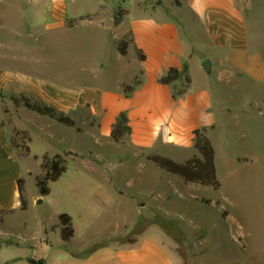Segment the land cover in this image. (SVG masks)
Segmentation results:
<instances>
[{
	"label": "rangeland",
	"instance_id": "374dc122",
	"mask_svg": "<svg viewBox=\"0 0 264 264\" xmlns=\"http://www.w3.org/2000/svg\"><path fill=\"white\" fill-rule=\"evenodd\" d=\"M262 2L253 1L256 5ZM136 3L68 0L69 17L80 23L77 28H68L51 16L50 1L0 0V69L8 75L14 73L22 82L30 80L38 89L26 94L35 98L46 90L59 102L65 97L78 103L89 96L100 99L106 92L119 93L120 82L130 80L136 65H128L124 72L114 65L102 66L104 61H116L119 52L113 35L124 30H108L113 14L101 6L124 4L134 10ZM99 13L103 24L98 21ZM133 58L132 51L127 60ZM214 79L215 74L205 71L197 76L200 84L206 80L213 83ZM252 91L256 97L264 93V89L247 93ZM21 94L25 93L0 92V118L22 157L20 176L25 179L30 207L2 217L0 214V264H23L38 255L48 258L52 252L76 251L61 241L60 232L52 227L60 213L78 211L86 215V221L78 224L74 244L85 249L125 238L146 220L151 223L143 232L151 228L152 232L170 235L189 253L191 264H264L263 119L254 130L255 123H247L249 117L239 113L238 105L232 106L237 125L228 137L224 115L216 112L218 125L210 136L222 186L214 189L186 182L153 162L134 161L123 144L99 142L91 125L94 106H59L77 121L82 129L78 131L28 110ZM226 100L216 94L215 108ZM261 108L264 110V105ZM21 128L29 132L33 142L29 143V135L19 134ZM259 134L262 140H258ZM69 148L81 155L69 157L68 170L58 181L50 180L51 164L43 167V161L34 155L64 154ZM171 151L175 157L171 158L178 162L197 154L195 148ZM242 156L251 160L238 161ZM39 174L53 189L49 197L39 193ZM73 179L87 181L72 191Z\"/></svg>",
	"mask_w": 264,
	"mask_h": 264
},
{
	"label": "crops",
	"instance_id": "0c3cea01",
	"mask_svg": "<svg viewBox=\"0 0 264 264\" xmlns=\"http://www.w3.org/2000/svg\"><path fill=\"white\" fill-rule=\"evenodd\" d=\"M49 1L52 3L49 6L51 16L62 26H80L78 20L69 17L68 0H47ZM253 1L179 0L178 3L177 0H137L134 10L129 5L125 6L124 2L119 7L128 10V13L119 25L115 24L114 17L111 16L113 24L108 28L111 31L117 30L116 32L124 30L116 37L113 35V45L119 54L115 55V62L108 64V61H104L102 64L104 67L114 65L122 72L128 65H136L130 80L120 82L119 93L106 92L100 99H94L93 96L85 99L81 97L82 100L78 103L75 98L68 99L64 96L59 102L46 90L37 93L36 97L57 108L67 107L68 103V106H94L95 117L91 125L96 129L95 135L99 142H116L112 137V130L120 115L126 112L132 130L117 143L128 149L134 161L142 163L150 161L148 155L173 157V149L195 148L194 132L197 129L206 128L207 135L211 138L210 132L218 125L216 112L224 115L227 136L232 137L233 129L236 128L234 126L237 125L232 111L234 105L239 106V113L249 117L245 120L247 123H255L254 130H257V122L264 120V110L261 108L264 105V93L256 97L254 91L250 94L247 91L264 89V2L256 5ZM102 6L103 9H111L112 14L118 8L116 4L111 8L109 5ZM98 15V21L103 24V16L100 13ZM127 35H130L131 42L128 54L124 56L118 49V41ZM137 50L145 55L144 60L139 58ZM132 51L133 60H127ZM207 60L211 66L209 74H215V79L213 83L206 80L200 84L197 76L202 71L208 73L203 67ZM185 66H188L191 83L184 95L174 99V85L163 84L159 80L171 68L183 69ZM136 78H140L141 84L131 94H126L124 86L132 84ZM175 85L178 89L186 87V75ZM36 89L38 88L31 85L30 80L22 82L14 73L8 75L0 69V92L34 94L32 90ZM216 94H220L222 98L227 97L226 102H219L218 108H215L218 106ZM262 136L257 135L258 140H262ZM30 138L29 143L33 142L32 136ZM65 151L77 154L70 155L67 159L81 155L72 148ZM17 153L0 118V212L14 211L5 212L1 217L19 210L26 211L22 209L19 187V180L24 179L20 176L19 163L22 157ZM198 154L197 151L194 155ZM43 156L35 154L34 159L42 160ZM242 159L251 160L245 156L237 158L238 161ZM71 181L73 187L70 190L73 191L78 190L75 186L83 185L87 180ZM50 188V194L43 197L52 194L53 189L51 186ZM29 207L30 203L28 209ZM63 213L58 215V221L53 225L59 222V216ZM67 214L73 218L74 236L70 244L76 253L57 251L52 252L48 258L43 255L30 258H44L48 264H182L184 261L178 252L177 242L162 231L152 232L151 228L143 232L135 243L114 240L85 249L82 245L74 244V240L79 232L78 224L82 225L86 221V215L79 211ZM57 230L63 241L61 230ZM58 245L62 247L61 244ZM30 258L23 264H30Z\"/></svg>",
	"mask_w": 264,
	"mask_h": 264
},
{
	"label": "trees",
	"instance_id": "16d2710c",
	"mask_svg": "<svg viewBox=\"0 0 264 264\" xmlns=\"http://www.w3.org/2000/svg\"><path fill=\"white\" fill-rule=\"evenodd\" d=\"M179 3V0H177ZM128 13V10L118 7L114 11L113 17L116 25H119L124 16ZM131 42L130 35H127L125 38L118 41V49L122 55L128 54L129 44ZM138 56L141 60L145 59V55L141 50H137ZM186 75L187 85L181 89L175 85V83L183 76ZM163 84L174 85V98L177 99L181 94L187 91V86L191 83V77L188 74V66H185L183 69L171 68L165 76L159 80ZM141 84L140 78H136L132 84L125 85L124 91L126 94H131L136 87ZM21 99L23 105L30 111H33L42 116H48L57 123L62 125L77 128L78 131H82L81 128L77 127V122L74 118L67 115L65 112L57 108L56 106L50 105L39 98H35L32 95L21 94ZM131 127L129 124V118L126 112H123L115 123L112 130V137L116 142H121L123 137L131 133ZM21 135H29V132L24 130H19ZM29 139L30 135H29ZM194 146L198 151V155H194L185 162H178L171 157L163 156L159 154L148 155L147 158L155 163L158 167L164 169L165 171L177 175L183 178L186 182L197 183L202 186H209L214 189H220L222 183L218 177V169L216 163V148L213 144L211 138L207 135V129H197L194 132ZM70 155H76L72 151H65L64 154L56 153L51 155L49 153L44 154L43 156V167L51 164L52 168V177L50 180H58L67 170L68 159ZM36 184L39 189V192L42 196H48L51 192V188L46 180L42 178V174L36 176ZM19 187L22 196V209L27 210L29 201L26 195L25 189V180H19ZM10 213L14 211H2L3 213ZM143 225H140L139 228L132 232L130 235L125 238L117 239L119 242H128L135 243L140 234L147 228L149 225L146 222ZM73 218L67 213H63L59 216V222L53 225V229H60L62 234V240L66 244H70L72 237L74 236L73 229ZM1 242V235H0ZM71 245V244H70ZM73 248V247H72ZM74 249V248H73ZM76 253V251H73ZM178 252L183 257L182 264H191V258L189 253L182 248L178 247ZM30 264H48L47 261L43 258H30Z\"/></svg>",
	"mask_w": 264,
	"mask_h": 264
},
{
	"label": "water",
	"instance_id": "95a60500",
	"mask_svg": "<svg viewBox=\"0 0 264 264\" xmlns=\"http://www.w3.org/2000/svg\"><path fill=\"white\" fill-rule=\"evenodd\" d=\"M203 67H204V69H205L208 73H211L210 61L207 60V61L203 64Z\"/></svg>",
	"mask_w": 264,
	"mask_h": 264
}]
</instances>
